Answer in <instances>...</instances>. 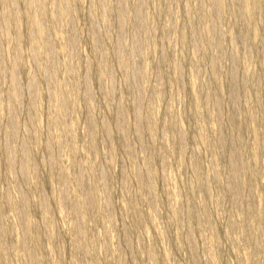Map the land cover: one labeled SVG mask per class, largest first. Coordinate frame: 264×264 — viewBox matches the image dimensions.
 Returning a JSON list of instances; mask_svg holds the SVG:
<instances>
[{"label":"rangeland","instance_id":"1","mask_svg":"<svg viewBox=\"0 0 264 264\" xmlns=\"http://www.w3.org/2000/svg\"><path fill=\"white\" fill-rule=\"evenodd\" d=\"M249 1L0 0V264H264Z\"/></svg>","mask_w":264,"mask_h":264},{"label":"bare ground","instance_id":"2","mask_svg":"<svg viewBox=\"0 0 264 264\" xmlns=\"http://www.w3.org/2000/svg\"><path fill=\"white\" fill-rule=\"evenodd\" d=\"M37 2H38V0H37ZM36 2V3H37ZM119 3V2H118ZM120 3H122L121 1H120ZM245 4H246V8H247V10H250V9H256V7H258V4L257 3H251L249 0H245ZM15 5V4H14ZM124 5V4H123ZM216 5V4H215ZM119 6V8H120V15L119 16H121L120 18H123V16H124V11H123V8L120 6V4L118 5ZM138 9V8H137ZM216 10V9H215ZM218 10V9H217ZM126 11V10H125ZM135 12H136V10H135ZM139 13H140V11H139ZM138 13V14H139ZM6 18V17H5ZM119 18V19H120ZM135 18V17H134ZM120 21V20H119ZM37 22V21H36ZM40 22V21H39ZM38 22V23H39ZM141 22V21H140ZM123 24V23H122ZM39 26V25H38ZM38 29V28H37ZM39 30V29H38ZM44 31V30H43ZM44 33V32H43ZM42 35H44V34H42ZM45 38V37H44ZM43 40V39H42ZM48 48V47H47ZM51 52V51H50ZM236 97H238L237 95H236ZM237 99V98H236ZM138 109V108H137ZM121 123V122H120Z\"/></svg>","mask_w":264,"mask_h":264}]
</instances>
